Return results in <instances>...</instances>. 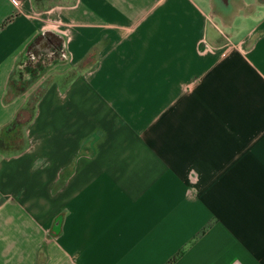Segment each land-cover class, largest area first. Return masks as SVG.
I'll return each mask as SVG.
<instances>
[{
	"label": "crops",
	"instance_id": "crops-1",
	"mask_svg": "<svg viewBox=\"0 0 264 264\" xmlns=\"http://www.w3.org/2000/svg\"><path fill=\"white\" fill-rule=\"evenodd\" d=\"M224 3L0 0V133L66 54L0 147V264H264V0Z\"/></svg>",
	"mask_w": 264,
	"mask_h": 264
},
{
	"label": "rangeland",
	"instance_id": "rangeland-1",
	"mask_svg": "<svg viewBox=\"0 0 264 264\" xmlns=\"http://www.w3.org/2000/svg\"><path fill=\"white\" fill-rule=\"evenodd\" d=\"M56 1L66 2L70 0H41V3L50 4ZM213 1L215 2L221 1V3L227 2V0H223L224 2L222 0H213ZM225 18L229 19L230 21L231 14H226ZM210 19L211 20L209 21V28L211 26V28H214L216 32L218 30L219 32V33L217 32L218 36L227 40L225 38V35L228 37L231 36L230 29L224 26L221 22H219L218 18H216L215 16ZM38 51L39 52L37 55L28 56V57L24 56L23 61H20V63L18 64V67L16 68L17 73L15 77V79L17 78L18 81L17 83H14L12 85L15 87V89H17L20 86L26 87L27 85L33 84L34 88L32 90L30 97L31 96L33 97L35 94L39 93V91L42 89L43 85L46 83L48 78L55 77L53 76V71H50L53 63H55V61L57 60H62L66 58V56H64L62 52L58 50H55L56 52H49V50H38ZM30 97L28 98V102H27L28 105H31ZM18 142H19V135L16 136V141L14 143L17 144Z\"/></svg>",
	"mask_w": 264,
	"mask_h": 264
},
{
	"label": "trees",
	"instance_id": "trees-1",
	"mask_svg": "<svg viewBox=\"0 0 264 264\" xmlns=\"http://www.w3.org/2000/svg\"><path fill=\"white\" fill-rule=\"evenodd\" d=\"M11 18V15L6 18L1 25H4L8 19ZM29 53L28 51L25 53V56L28 57ZM42 90V89H41ZM41 90L39 93L35 94L33 97H30V103L31 105H28V103L18 112V114L7 124L5 125L0 133V147L9 144L16 140V136H18V132L20 127L26 123L33 115L34 108H35V102L37 98L39 97ZM26 115V116H25ZM176 256H173L168 260L166 264H171L175 260Z\"/></svg>",
	"mask_w": 264,
	"mask_h": 264
},
{
	"label": "built area",
	"instance_id": "built-area-1",
	"mask_svg": "<svg viewBox=\"0 0 264 264\" xmlns=\"http://www.w3.org/2000/svg\"><path fill=\"white\" fill-rule=\"evenodd\" d=\"M225 38L227 39V41H229L228 36L225 35ZM45 41H46V42H47V41L50 42V40H49V38H48L47 36H45ZM49 48H50V49H48L49 52H56L55 50H58V51L62 52V54H63L64 56H66L64 50H62L61 48L57 47L56 45H54V44H52V43H51V45L49 46Z\"/></svg>",
	"mask_w": 264,
	"mask_h": 264
}]
</instances>
